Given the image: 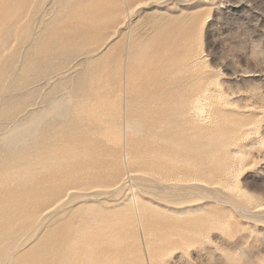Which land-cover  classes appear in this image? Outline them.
<instances>
[{"label":"rangeland","instance_id":"rangeland-1","mask_svg":"<svg viewBox=\"0 0 264 264\" xmlns=\"http://www.w3.org/2000/svg\"><path fill=\"white\" fill-rule=\"evenodd\" d=\"M90 263L264 264V0H0V264Z\"/></svg>","mask_w":264,"mask_h":264},{"label":"bare ground","instance_id":"bare-ground-1","mask_svg":"<svg viewBox=\"0 0 264 264\" xmlns=\"http://www.w3.org/2000/svg\"><path fill=\"white\" fill-rule=\"evenodd\" d=\"M52 32V31H51ZM44 34V33H43ZM40 44V43H39ZM37 52V51H36ZM32 61V60H31ZM30 65V64H29ZM26 68H28V67H26ZM127 78V77H126ZM90 81V80H89ZM126 81V80H125ZM101 82V81H100ZM123 82V81H122ZM87 83H89V82H87ZM126 83V82H125ZM92 84V83H91ZM89 85V84H88ZM113 86V85H112ZM96 87V86H95ZM94 87V88H95ZM99 87V86H98ZM97 88V87H96ZM92 90H95V89H92ZM120 94H118V96H119ZM122 95V94H121ZM116 96V95H115ZM105 97V96H104ZM97 98V97H96ZM84 101V100H83ZM71 102V101H70ZM124 109H125V107H124ZM129 123L127 124V129H129ZM125 133V132H124ZM105 222V221H104ZM106 223V222H105ZM89 226V225H88ZM82 227V226H81ZM86 227V226H85ZM84 227V228H85ZM79 228V227H78ZM77 229V228H76ZM82 229V228H81ZM99 231V230H98ZM73 235H75L74 233H73ZM80 235V234H79ZM75 237V236H74ZM82 237V236H81ZM77 238H80V237H77ZM76 240V239H75ZM78 240V239H77ZM74 240L72 239V241L71 242H73ZM86 247H87V245H85ZM88 250V249H87ZM71 252V251H70ZM72 253V252H71ZM75 254V256H76V252L75 253H73V255ZM83 257V256H82ZM88 259H89V257H88ZM73 260H74V257H73ZM91 261V260H90ZM90 264H92V263H90Z\"/></svg>","mask_w":264,"mask_h":264}]
</instances>
